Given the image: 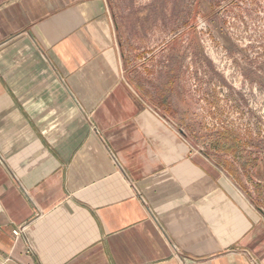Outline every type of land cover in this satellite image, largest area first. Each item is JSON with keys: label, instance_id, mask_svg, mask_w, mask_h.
Returning <instances> with one entry per match:
<instances>
[{"label": "crops", "instance_id": "1", "mask_svg": "<svg viewBox=\"0 0 264 264\" xmlns=\"http://www.w3.org/2000/svg\"><path fill=\"white\" fill-rule=\"evenodd\" d=\"M110 9L0 0V264H264V219L124 73Z\"/></svg>", "mask_w": 264, "mask_h": 264}, {"label": "rangeland", "instance_id": "2", "mask_svg": "<svg viewBox=\"0 0 264 264\" xmlns=\"http://www.w3.org/2000/svg\"><path fill=\"white\" fill-rule=\"evenodd\" d=\"M123 71L264 219V0H110Z\"/></svg>", "mask_w": 264, "mask_h": 264}, {"label": "built area", "instance_id": "3", "mask_svg": "<svg viewBox=\"0 0 264 264\" xmlns=\"http://www.w3.org/2000/svg\"><path fill=\"white\" fill-rule=\"evenodd\" d=\"M111 156H112L113 162L116 165H119L116 158L113 155H111ZM24 231H25V227H21V228L13 230L12 235L14 238H19L20 236L24 235Z\"/></svg>", "mask_w": 264, "mask_h": 264}]
</instances>
